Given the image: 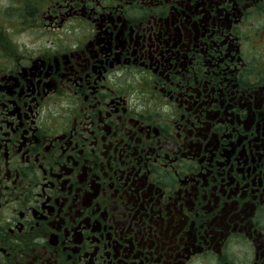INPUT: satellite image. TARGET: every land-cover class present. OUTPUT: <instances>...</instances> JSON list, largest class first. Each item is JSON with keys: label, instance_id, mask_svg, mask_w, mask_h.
I'll return each instance as SVG.
<instances>
[{"label": "flooded vegetation", "instance_id": "obj_1", "mask_svg": "<svg viewBox=\"0 0 264 264\" xmlns=\"http://www.w3.org/2000/svg\"><path fill=\"white\" fill-rule=\"evenodd\" d=\"M0 264H264V0H0Z\"/></svg>", "mask_w": 264, "mask_h": 264}]
</instances>
